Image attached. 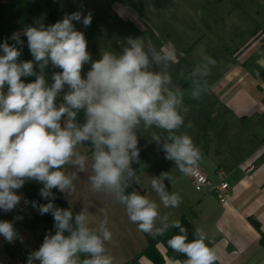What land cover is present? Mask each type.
I'll return each mask as SVG.
<instances>
[{
	"label": "clouds",
	"instance_id": "clouds-1",
	"mask_svg": "<svg viewBox=\"0 0 264 264\" xmlns=\"http://www.w3.org/2000/svg\"><path fill=\"white\" fill-rule=\"evenodd\" d=\"M73 21L90 26L91 13L82 18L78 11L52 25L26 26L23 34L33 60H19L16 44H23L19 33L11 37L16 44H0V210H14L21 201L17 190L34 180L43 185L41 196L51 199L32 206L54 218L55 233L45 235L38 250L29 253L27 264H113L107 247L113 239L107 212L93 225L89 211L74 214L52 202L53 189L74 192V182L89 169L90 190L106 193L123 205L129 221L141 232L155 239L170 227L179 230L167 245L186 257L183 264H216V246L202 229L197 228L189 240L179 220L170 225L168 215L161 214L160 205L176 208L181 203L179 194L165 184L172 182L168 172L151 177L159 203L127 191L133 182L140 183L133 165L141 163V129L167 133L162 138L152 132L165 159L185 176L198 174L201 149L191 135L180 131L188 111L185 92L173 85L168 71L175 53L158 51L138 37L128 38L120 52L103 51L100 59L92 60L85 35ZM49 63L61 69L52 73L51 84L44 71ZM216 63L206 56L190 72L191 99L207 92L206 78ZM85 64L90 69L82 77ZM33 76L32 82L22 79ZM81 112L83 122L78 120ZM83 145L90 146V156L81 151ZM0 235L9 243L18 238L10 221H0Z\"/></svg>",
	"mask_w": 264,
	"mask_h": 264
},
{
	"label": "crops",
	"instance_id": "crops-1",
	"mask_svg": "<svg viewBox=\"0 0 264 264\" xmlns=\"http://www.w3.org/2000/svg\"><path fill=\"white\" fill-rule=\"evenodd\" d=\"M204 2L208 4L209 16L202 15L192 22L200 26L196 43L191 48L171 45L167 51L180 52L181 57L192 55L194 60L189 63L192 69L203 63L206 56L217 62L206 78L207 92L185 105L196 106L202 125L209 129L207 153L202 154L199 166L214 181L220 179L217 170L225 171L230 184L228 200L223 203L208 192L183 195L178 207L160 205V212L168 215L171 225L192 209L193 225L202 229L216 246V264H264L261 242L264 233V0ZM188 70H181L177 87L182 89ZM150 165L151 162L147 168ZM148 174V169L139 174L144 195L159 203L158 196L149 191L144 181ZM69 203L77 213L70 200ZM99 208L90 212L89 220L93 225L98 224L102 212H107L113 232L107 247L113 264H126L136 257L137 262L130 264H153L146 255H140L147 246V237L129 221L124 206L112 200L109 209ZM252 219L259 222L261 230ZM27 221L20 236L13 241L21 249L18 263L11 258L5 239L1 240L12 264H27L29 253L34 250L37 237L34 230L40 224ZM41 225L37 231L43 241L44 225ZM157 247L166 259L164 264H183V261L168 259L164 244L159 243ZM23 254L25 260H21Z\"/></svg>",
	"mask_w": 264,
	"mask_h": 264
},
{
	"label": "rangeland",
	"instance_id": "rangeland-1",
	"mask_svg": "<svg viewBox=\"0 0 264 264\" xmlns=\"http://www.w3.org/2000/svg\"><path fill=\"white\" fill-rule=\"evenodd\" d=\"M65 8L67 14L74 12H81L83 16L91 13L92 20L97 18L98 35L96 39L87 46V50L91 54L92 60H98L103 51L120 52L121 48L126 46L128 38H142L146 42L150 41L152 45L161 52H168L171 45L180 47L185 45L191 48L197 40L199 27L192 24L194 20L200 16L207 14L208 4L204 0H60ZM206 7V8H203ZM205 9V10H204ZM92 23V22H91ZM76 30L81 31L84 35L89 26L85 27L82 22L73 21ZM91 25V24H90ZM19 33V32H18ZM175 53V52H174ZM194 58L190 56H180V52L175 53V59L171 62L168 71L172 76L173 85H179L182 71L192 68L189 63H192ZM204 62V60H203ZM187 67V68H186ZM90 69V64H85L82 69V77L86 76ZM182 70V71H181ZM67 89V86L65 87ZM6 91V89H5ZM188 111L185 114V126L180 129L181 132H187L193 138L195 144L201 149L202 154L207 152L208 130L206 126L202 125V120L199 117L194 105H185ZM191 127H187L188 124ZM138 133L139 144L147 152L151 165L148 169L149 174L147 180L148 189L152 194H156L151 187V177L159 176L161 172H168L172 178V182L165 181L166 186L170 192H175L179 196H195L202 193L196 189L189 176L182 174L175 168L174 162L165 159V154L162 146L158 145L152 140V132L156 131L158 134L166 137L167 133L158 129L140 130ZM81 150L86 153L88 147L82 146ZM91 154V153H90ZM90 156V155H89ZM89 171L81 173L75 183V191L70 193H63L68 203L69 200L74 205L77 213L85 209L92 212L96 208L109 209L112 196L106 193H96L90 190L88 176ZM22 189L28 194L24 187ZM66 194V195H65ZM29 196V194H28ZM30 197V196H29ZM31 199V198H30ZM70 204V203H69ZM36 210L31 205L29 213L19 212L16 208L10 212L0 210V221H10L18 232V237L21 234L23 224L28 222L42 226V222L36 219ZM22 217V219H17ZM34 224L32 227H34ZM38 229L34 230L35 241L34 250H38L42 244V240L38 236ZM45 231V228H44ZM4 237L0 235V264H12L11 258L19 262V245L14 242L9 243L5 240V245L10 250V256L4 252L1 240ZM9 245V246H8ZM25 260L26 255H22ZM84 257H81L83 259Z\"/></svg>",
	"mask_w": 264,
	"mask_h": 264
},
{
	"label": "trees",
	"instance_id": "trees-1",
	"mask_svg": "<svg viewBox=\"0 0 264 264\" xmlns=\"http://www.w3.org/2000/svg\"><path fill=\"white\" fill-rule=\"evenodd\" d=\"M65 8L60 0H0V44H3L5 41L9 45L16 44V41L13 40L11 37L14 33L20 34V39L23 41V44H16V46L21 50V56L19 57L20 61H26V60H33L32 54L28 48L27 43V37L23 34L24 29L26 26H39V24H44L45 26L52 25L56 23L57 21H60L64 18L66 15ZM98 35V28H97V18L92 20L91 25L87 29V32L85 34V38L87 40V46H89L97 37ZM0 54L2 53V50H0ZM192 68H189V70L186 73L182 90L185 92L184 97V103L191 102V97L189 95L191 91V79H190V72L192 71ZM37 71L39 69L37 68ZM45 75L46 79L49 84H51L53 81L51 80V75L54 72L61 71L59 68H55L49 63V65L46 67ZM25 80V82H32L34 81L35 77H27L22 78ZM68 89H65V92H67ZM78 120L80 122L84 121V113L81 112L78 115ZM85 147H88L87 154L91 153V149L89 145H83ZM138 147L140 148V164H134L133 167L137 170V175L147 169V167L150 164V159L145 152V150L138 144ZM25 190L28 192L31 201L36 202L37 205L48 203L51 198L45 199L40 194V189L43 187L42 184H40L37 181L34 180H28L23 186ZM130 192H138L141 195H144L145 190L143 189V184L140 181L139 184H136L135 182L132 183V185L127 190ZM53 195L55 196V199L52 200L55 206L60 208H71L70 204L68 203L66 197L63 193H61L58 189L52 190ZM35 208V207H34ZM72 209V208H71ZM37 214L36 219L43 223L45 231L43 232V239L46 234L48 233H55L54 228V218L53 216L49 214L41 215L37 208H35ZM73 211V209H72ZM74 213V211H73ZM75 214V213H74ZM194 214L193 210H189L185 213H183L178 219L187 229L188 232V239L192 240L194 238V233L196 230V227L193 225L192 221L190 220V215ZM174 220V221H176ZM255 226L261 230L259 222L256 219H252ZM179 234V230L173 227H170L167 232L163 236H158L155 239H153L151 236L145 233L147 237V246L145 249L140 253V255H146L148 258H150L153 262V264H164L166 259L163 256V254L159 251L157 245L159 243H162L165 245L167 251L166 255L168 259L170 260H179L184 261L186 259L185 256L182 254L174 252L171 248L167 245V240L170 239L173 235ZM261 242L264 244V233H262ZM138 257L134 258L130 263L137 262Z\"/></svg>",
	"mask_w": 264,
	"mask_h": 264
},
{
	"label": "built area",
	"instance_id": "built-area-1",
	"mask_svg": "<svg viewBox=\"0 0 264 264\" xmlns=\"http://www.w3.org/2000/svg\"><path fill=\"white\" fill-rule=\"evenodd\" d=\"M220 176L219 181H214L208 174L199 166L198 174L189 176L193 185L197 190L202 192L214 193L218 199L225 203L228 200L230 184L226 180L224 170H217ZM17 194L21 196L20 203L16 206L19 212L29 213L31 199L28 194L21 188L17 190Z\"/></svg>",
	"mask_w": 264,
	"mask_h": 264
}]
</instances>
